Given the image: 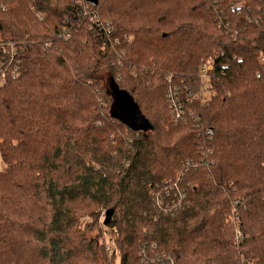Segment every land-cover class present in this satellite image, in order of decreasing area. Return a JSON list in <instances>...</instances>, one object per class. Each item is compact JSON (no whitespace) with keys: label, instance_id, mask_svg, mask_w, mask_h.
<instances>
[{"label":"trees","instance_id":"1","mask_svg":"<svg viewBox=\"0 0 264 264\" xmlns=\"http://www.w3.org/2000/svg\"><path fill=\"white\" fill-rule=\"evenodd\" d=\"M0 39V264H112L105 228L116 264H264V0H0Z\"/></svg>","mask_w":264,"mask_h":264},{"label":"built area","instance_id":"2","mask_svg":"<svg viewBox=\"0 0 264 264\" xmlns=\"http://www.w3.org/2000/svg\"><path fill=\"white\" fill-rule=\"evenodd\" d=\"M15 43L11 40L0 39V82H6L9 77H17L19 75V66L15 64L12 66L11 61L14 57ZM16 53V52H15ZM11 54V59H10ZM213 68L212 63L206 62L200 66V76L203 78L208 77V72ZM169 103L173 108L174 117L176 119L181 117L182 114V104L177 97V92L173 91V87L169 86ZM239 235V234H238ZM114 244V239H111ZM111 248V247H109Z\"/></svg>","mask_w":264,"mask_h":264},{"label":"rangeland","instance_id":"3","mask_svg":"<svg viewBox=\"0 0 264 264\" xmlns=\"http://www.w3.org/2000/svg\"><path fill=\"white\" fill-rule=\"evenodd\" d=\"M130 107H131V109L132 110H135V106H132V105H129ZM1 169H4V164H3V162H2V159H1V155H0V170ZM105 215H106V212L104 211V210H102L101 212H100V218H99V223L101 222V221H103L104 222V219H105ZM87 220H90L91 218H90V216H86L85 217ZM105 224V223H104ZM105 231H102V233L100 234L101 235V238H104L105 239V241H106V249H105V251H106V253H108V254H110L112 257H110V259L112 260V264H116V263H118L119 261V257L118 256H120V251H118L117 250V246H116V243H115V241H116V229H114V230H111V229H108V228H105L104 229ZM114 239V244L112 243V241H111V239ZM109 247H111V248H109ZM116 247V248H115Z\"/></svg>","mask_w":264,"mask_h":264},{"label":"water","instance_id":"4","mask_svg":"<svg viewBox=\"0 0 264 264\" xmlns=\"http://www.w3.org/2000/svg\"><path fill=\"white\" fill-rule=\"evenodd\" d=\"M94 2H97V0H94ZM125 107H127V108H129L131 110L130 106H125ZM133 111L135 112V118H131V119H129V121H131L133 123H136V125L139 126V127L141 126V127L145 128V129H147V127H148L147 126L148 125L147 121L144 120L143 117L139 114L138 109L136 108ZM112 213H113V210H108L106 212L105 219H104V222H103V223H105V225H108L109 220H110V218L112 216Z\"/></svg>","mask_w":264,"mask_h":264}]
</instances>
